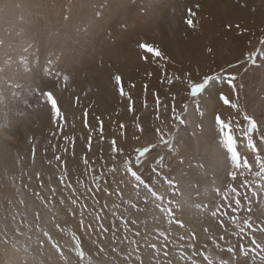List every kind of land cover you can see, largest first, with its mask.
<instances>
[{"label":"snow or ice","instance_id":"snow-or-ice-1","mask_svg":"<svg viewBox=\"0 0 264 264\" xmlns=\"http://www.w3.org/2000/svg\"><path fill=\"white\" fill-rule=\"evenodd\" d=\"M196 15L192 8L186 10L185 23L189 28L194 27ZM260 44L264 45V39ZM4 45V40L0 39V48ZM138 46L145 53L163 59L162 52L151 44L140 43ZM31 48L33 45L28 44L22 51L29 54ZM147 58L144 57L145 60ZM245 59L247 64L255 68L264 67V50L256 49ZM59 60V56L53 59L49 54L42 64L39 48L30 55H20L16 61L5 53L3 64L0 65V110L5 115L13 111L9 104L21 99L22 93L39 94L50 105L52 121L56 125L52 136L55 137L57 131L64 133V126L68 122L59 105L56 86L67 88L70 76L60 66ZM13 64L17 65L15 69ZM21 75L24 83L16 79ZM237 79L233 74L217 73L205 75L197 81L189 73L185 78L186 92L199 121L188 119V103H183L179 112L173 103L170 133L156 127L158 141L136 147L134 156L126 153L113 138L107 156L99 158V168L96 167V160L88 155L93 151L94 129L87 122V112L83 117L88 134L81 137L85 142V152L77 158V138L63 135L62 145L49 141L51 156L47 155L48 148L43 149L41 158L47 171L36 170L31 175L22 167L24 156L18 151L14 152L7 143L11 138V126L0 125V137L3 138L0 139V157L5 160L12 157L21 168L20 186L15 183L16 177H9L19 193L18 203L25 208L30 207L25 200L27 194L49 211L56 204L68 207L73 217H79V231L85 235L95 233L101 238L102 244L110 241L108 247L111 252L121 256L126 264H145L141 254L144 248L150 250L148 264H264V114L257 119L254 113L249 114L242 108L238 89L243 86L237 85ZM114 80L120 95L125 96L122 77L115 75ZM49 81L51 87L47 86L46 82ZM168 82L172 83L171 79ZM220 84H227L229 93L220 90L216 99L228 111L226 114L219 109L213 111L209 142L205 144L203 153L198 150L189 155L186 162L185 156L181 155V145L190 148L191 144L184 140L180 129L183 126L185 133L191 129L192 143H199L195 139L198 134L203 140L206 109L202 108L201 98L206 93L211 95L212 89ZM3 85H7L10 95H6ZM161 103L157 94L156 119H160L158 113ZM16 115L23 116L24 113ZM98 127L96 139L100 142L104 139L102 120H99ZM119 128L124 129L125 125L120 124ZM137 128L143 132L142 127L138 125ZM177 135H180L179 140ZM29 143L31 167L37 160V144L34 140H29ZM160 145L176 157V163L181 167L174 172L173 166L166 163L165 156L159 155L150 172H142L145 158ZM249 153L253 154L251 159ZM204 154L209 155L211 164L205 161ZM70 161L75 162L72 168L69 167ZM24 177H27L26 183ZM33 179L35 187L31 186ZM86 179L91 183H86ZM210 193L214 195L208 198ZM109 198H113L111 203L108 202ZM88 200L92 201L91 205L87 203ZM6 203L13 206L12 200H6ZM96 205L100 207L96 208ZM254 207L258 212L254 211ZM2 208L3 203H0ZM85 213L92 218L87 223ZM105 220L108 221L107 225ZM50 222L53 228L64 230L55 215L50 218ZM47 223L49 221L39 210L32 212L31 220L28 219L27 211L14 209L10 215L0 214V242L19 252L17 244L22 238L23 250L31 264H45L43 257L46 243L59 253L64 264H99V261L88 255L81 236L75 232L72 233L73 246L68 250L74 252L77 259L66 256L58 240L46 227ZM245 237L248 238L247 246L242 242ZM232 238H238L237 242L233 243ZM123 245H127V248L122 250ZM96 255L119 264L115 257L108 256L104 246H98ZM23 264H29V259H25Z\"/></svg>","mask_w":264,"mask_h":264},{"label":"rangeland","instance_id":"rangeland-1","mask_svg":"<svg viewBox=\"0 0 264 264\" xmlns=\"http://www.w3.org/2000/svg\"><path fill=\"white\" fill-rule=\"evenodd\" d=\"M188 8H192L197 14L193 28L185 23ZM0 39L5 42L4 47L0 48V65L3 64L5 53L16 61L20 55H30L39 48L42 64L49 54L53 59L59 56L60 66L70 76L67 88L56 86L59 105L68 122L64 126V133L57 131V135L52 136L56 125L52 121L50 105L39 94L22 93L21 99L9 104L13 111L5 115L0 110V125L9 124L12 129L7 143L14 152L18 151L24 156L22 167L30 175L36 170L47 171L41 158L43 149L48 148L47 155L51 156L49 141L51 144L62 145L63 135L77 138V158L85 152V142L81 138L88 134L84 128L85 112L88 113V124L94 129L93 151L88 155L96 160L97 168L101 163L99 158L107 156L109 143L113 138L126 153L134 156L136 147L158 141L156 127L170 133L173 103L177 112L181 110L183 103H188V119L198 122L200 118L194 112L186 92L185 78L189 73L197 81L202 80L205 75L217 73L236 75L237 85L243 86L238 89L242 108L249 114L254 113L257 119L264 114V67L255 68L247 64L245 59L256 49L264 50V45L260 44L264 39V0H0ZM140 43L158 48L163 59L145 53L139 48ZM28 44H32L33 48L29 54H25L22 50ZM145 56L148 57L147 60L144 59ZM16 66L13 64V69ZM115 75L122 77L125 96L120 95ZM177 77L180 79H176ZM16 79L21 83L25 82L22 75ZM169 79L172 83L168 82ZM46 83L48 87L52 86L50 81ZM3 88L6 95H10L7 85H3ZM220 90L225 94L229 93L227 84H220L212 89L211 95L206 93L201 98L202 108L206 109L203 140L198 134L195 139L199 143H192L191 129L189 133H185L183 126L180 129L184 140L191 144L190 148L185 144L181 145V155L185 156L186 162L188 156L198 150L203 153L205 144L209 142L212 136L213 111L219 109L225 114L228 111L216 99ZM157 94L162 102L158 113L160 119H156ZM16 113L24 115L17 116ZM99 120L103 121L104 128V139L100 142L96 139ZM120 124H124L125 128L120 129ZM138 125L143 128V132L138 131ZM177 139H180V135H177ZM29 140H34L37 144V160L31 167ZM159 155L165 156L166 163L173 166L174 172L181 167L176 163V157L171 156L165 146L160 145L145 158L141 171L150 172ZM248 155L251 159L253 154ZM204 159L211 164L208 154H204ZM74 163L70 161L69 167L72 168ZM76 170L79 171V168ZM20 174L21 168L12 157L7 160L0 157V203H3L0 214L10 215L14 209L27 211L28 219L31 220L32 212L39 210L45 220L49 221L46 227L70 259H77L75 253L68 250L73 246L72 233L75 232L81 236L85 251L99 261V264H113V261L97 256L98 246H104L108 256L115 257L119 264H126L121 256L111 252L108 247L110 241L102 244L101 238L95 233L85 235L79 231V217H73L68 207L56 204L49 211L27 194L25 200L30 207L21 206L18 203L19 193L9 179L16 177L15 183L20 186ZM23 181L26 183L27 177ZM86 183L91 182L86 179ZM31 186H36L34 179ZM213 195L214 193H210L208 198ZM112 199L109 198L108 202L111 203ZM6 200H12L13 206L10 207ZM87 203L91 205L92 201L88 200ZM99 207L100 205H96V208ZM254 211L258 212L256 207ZM54 215L63 231L52 227L50 218ZM108 215L111 218L110 213ZM85 218L86 223L92 219L87 213ZM104 222L107 225L108 221ZM237 239L232 238V242L236 243ZM242 242L247 246L248 238L245 237ZM17 247L19 252L0 242V256L6 252V259L12 256L8 259L10 264H16L19 258H22V264L25 259H29L31 264L23 250L22 238ZM121 247L123 250L127 245ZM32 250H35L34 246ZM44 252L45 264H64L59 253L50 244L46 243ZM141 254L145 264H148L150 250L144 248ZM224 256L226 258L227 254Z\"/></svg>","mask_w":264,"mask_h":264},{"label":"bare ground","instance_id":"bare-ground-1","mask_svg":"<svg viewBox=\"0 0 264 264\" xmlns=\"http://www.w3.org/2000/svg\"><path fill=\"white\" fill-rule=\"evenodd\" d=\"M261 17V16H260ZM224 90V89H223ZM225 91V90H224ZM228 93V92H227ZM184 150V149H183ZM1 250V249H0ZM5 254H6V252H4ZM8 253V252H7ZM1 254H2V252H1ZM5 254H3V256H0V264H10V262H8V259H10L11 257H9V258H7L6 259V256H4ZM8 256H9V253H8ZM15 256V255H14ZM15 258V257H14ZM17 258V257H16ZM17 261V260H16ZM21 261H22V258L20 259H18V262L16 263L15 261H14V263H16V264H22L21 263ZM24 261V260H23ZM12 262H13V260H12Z\"/></svg>","mask_w":264,"mask_h":264}]
</instances>
